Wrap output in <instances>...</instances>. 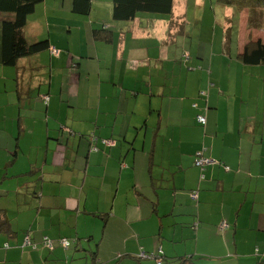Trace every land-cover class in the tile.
Here are the masks:
<instances>
[{
	"label": "crops",
	"instance_id": "crops-1",
	"mask_svg": "<svg viewBox=\"0 0 264 264\" xmlns=\"http://www.w3.org/2000/svg\"><path fill=\"white\" fill-rule=\"evenodd\" d=\"M237 1L223 7V44L232 9L239 20L227 43L234 59L221 50L216 62L224 70L212 60L210 70H183L199 24L188 6L212 0H174L170 17L128 22L111 18V0H95L86 16L72 0L36 5L23 35L49 47L0 66L6 94L15 87L5 100L0 86V264H72L85 249L111 262L105 246L117 238L126 255L117 264H154L129 245L160 247L164 264H264V70H240L249 78L239 96L220 78L243 65L246 44L264 43V5ZM201 157L219 164L200 169ZM114 218L127 230L108 233ZM26 236L74 244L32 251Z\"/></svg>",
	"mask_w": 264,
	"mask_h": 264
},
{
	"label": "trees",
	"instance_id": "trees-1",
	"mask_svg": "<svg viewBox=\"0 0 264 264\" xmlns=\"http://www.w3.org/2000/svg\"><path fill=\"white\" fill-rule=\"evenodd\" d=\"M173 1L174 0H111V18L117 22H128L133 21L141 14L170 17L173 12ZM41 2H43V0H0V14L10 16L0 20V66H15L19 59L41 52L49 47L46 40L29 44L23 35V28L25 27L28 15L32 14L36 5ZM222 2L226 5L237 3L239 6L241 4V2L237 0H226ZM250 3L264 5V0H251ZM91 4V0H72L71 10L77 15L86 16L91 11ZM102 32L101 30H96L93 31V34L94 36H99ZM228 37H230L229 33L226 32L225 42L229 40ZM239 58L244 66L264 65V43L257 41L246 44ZM6 223V211L0 210V227L4 228ZM62 239L69 241L67 238L54 239L52 241V250L47 249V251H53L56 246L62 247L60 245V240ZM29 240L32 243L31 246L26 245L25 247L30 248V250L38 251L46 249L44 248L42 239V242L40 241L39 243L33 242L30 238ZM70 245L71 242L68 248ZM91 255L94 261L93 264H98L96 262L95 252H91ZM160 257L163 259L162 256ZM164 263L165 260L163 259V264Z\"/></svg>",
	"mask_w": 264,
	"mask_h": 264
},
{
	"label": "rangeland",
	"instance_id": "rangeland-1",
	"mask_svg": "<svg viewBox=\"0 0 264 264\" xmlns=\"http://www.w3.org/2000/svg\"><path fill=\"white\" fill-rule=\"evenodd\" d=\"M61 0H56V3H60ZM92 1V6L94 8V10L97 9L96 7V3L95 0H91ZM98 3H103L106 0H98ZM209 1V0H207ZM222 1H226V0H222ZM222 1L218 2L216 0H212V4H210L209 6V2L207 4V7H205L204 9H200L195 11L194 8H192L191 5L188 6V15H189V19L194 21V19L196 18L199 21V24L197 25V27L194 28V33L190 36L193 39V42L195 43V46L192 50V55L191 58L193 60V66H185L183 65V70H187L188 68L193 69V70H210L209 66H210V61L212 60V70H218L220 67L217 65V61L220 59V53L221 50L224 51V53H226V55H230L231 52L234 49V43L231 42L230 44V49L228 46V42H224V44L222 43V32H221V26L220 24L226 21L225 18V12H224V8L223 7H227L229 8L228 5H226L225 3H223ZM231 6L234 7V10L238 7L237 3L232 4ZM209 9V10H208ZM95 13V11H94ZM234 13V14H233ZM232 14L233 16L229 18L230 23L232 24V26L235 28L232 29V31H230V37L234 38L235 32L238 31V16L235 13V11L233 12L232 9ZM154 16V15H153ZM157 18H163L162 16H157ZM198 32V37L195 36V34ZM225 33V32H224ZM228 37V38H230ZM198 42H202L203 44H198ZM189 43H190V38H188L186 40V44L189 47ZM224 47L228 50L225 51ZM189 52V51H187ZM205 54V58L207 60V62H209L208 64H204L202 60H200V58L197 57V55H204ZM230 57L232 59H234V55H230ZM170 66V64H168ZM1 68V67H0ZM259 68H261V70H264V65L260 66V67H252V66H244V65H235L232 64V70H237L234 71L232 74L228 75L226 72L220 74V78L222 79V83L225 85H229L232 88H234L236 90V95L239 96L240 93L239 91H242V87L240 86L241 83L243 84H247L248 78H249V72L246 71L245 74L241 73L240 70H259ZM221 69V68H220ZM6 70V68H5ZM221 70H224V68H222ZM209 74V73H208ZM0 86H1V91H2V97L6 100V95L10 97L13 96V92L15 91V87L13 88H8L9 92L7 91L6 94V76L3 80H1L0 82ZM15 86V85H14ZM243 91L246 92V85H244L243 87ZM245 98L246 95L244 93L243 95ZM16 96H14V100H15ZM225 113L224 112V107L222 108V114ZM2 126H0L1 129ZM6 130V124L3 125V127ZM80 223L84 224L83 220H80ZM110 223H113L111 225V229H108V233L112 232L115 234H121L124 230H127L123 227V225H121L120 220L118 218H114L112 219V221ZM81 225V224H79ZM72 241L75 238H70ZM117 240V242L115 241ZM114 245H107L105 246V251L106 252H110L112 251V254L109 253V255L105 256V258H109L111 262H105V260H103L97 253V258L98 261H101V264H117L116 263V258H123L126 256L125 254H120L122 252L118 251V246L120 245V238L114 239L113 240ZM74 244V243H73ZM73 244L70 245L69 250L67 251V253L71 252ZM124 247V246H123ZM128 247H133L132 249L127 250L129 253H133L134 255H137V257L140 259V256L144 255L143 261L145 260H151L154 264L156 263L155 259H149L151 258L150 256L152 255H157L159 252L161 251V248L157 247V250H154L152 252H145L143 250H138V246H128ZM47 251V250H46ZM74 252V251H72ZM77 255L76 258L70 263L72 264H93L92 261V255L91 252L89 250H84V251H76ZM115 261H112L114 260ZM125 261H123L124 263ZM149 262V261H146ZM55 264H63V260H58L56 259Z\"/></svg>",
	"mask_w": 264,
	"mask_h": 264
},
{
	"label": "built area",
	"instance_id": "built-area-1",
	"mask_svg": "<svg viewBox=\"0 0 264 264\" xmlns=\"http://www.w3.org/2000/svg\"><path fill=\"white\" fill-rule=\"evenodd\" d=\"M53 52L56 53L55 50H54ZM187 59H188V58H187ZM187 59H186V60H187ZM201 94L204 95V93H201ZM44 99L47 100V97H44ZM197 122L199 123V125H201V126H205V124H206V119H205L204 116H197ZM102 143L105 144V145H107V146H113V145H114V142H113L112 140H105V141L103 140ZM194 164H195L196 167H198V168H200V169H203V168H205L207 165H214V164H219V163H217L216 161H214V160H212V159H208V158H203V157H201V158L196 159L195 162H194ZM224 169H225V170H228L229 168L224 166ZM203 178H204V176L201 175V178H200V179H203ZM195 196H196V191H193V192H192V199H193ZM42 241H43L44 248L49 249V250H52V248H53V242H52L51 240H49V239L46 238V237H43V238H42ZM31 244H32V243L30 242L29 238L26 237L25 240H24V245H25V246H26V245L31 246ZM69 244H70V242L67 241V240H65V239L60 240V245H61L64 249H67L68 246H69ZM5 247H6V245H5ZM161 253H162V252H159L157 255H152V256H150L151 258L155 259L156 264H162V263H163V260H162L161 257H160ZM144 255H145V254H144ZM144 255H142L141 257H143ZM144 257H145V256H144Z\"/></svg>",
	"mask_w": 264,
	"mask_h": 264
},
{
	"label": "clouds",
	"instance_id": "clouds-1",
	"mask_svg": "<svg viewBox=\"0 0 264 264\" xmlns=\"http://www.w3.org/2000/svg\"><path fill=\"white\" fill-rule=\"evenodd\" d=\"M162 254V253H161ZM161 256V255H160ZM163 260V259H162ZM163 264V263H162Z\"/></svg>",
	"mask_w": 264,
	"mask_h": 264
}]
</instances>
